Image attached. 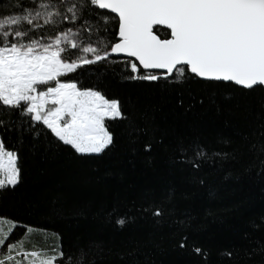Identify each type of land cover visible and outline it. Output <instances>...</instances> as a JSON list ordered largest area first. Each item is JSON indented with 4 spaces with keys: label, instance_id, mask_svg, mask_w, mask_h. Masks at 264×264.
<instances>
[{
    "label": "trees",
    "instance_id": "1",
    "mask_svg": "<svg viewBox=\"0 0 264 264\" xmlns=\"http://www.w3.org/2000/svg\"><path fill=\"white\" fill-rule=\"evenodd\" d=\"M13 2L0 0V14ZM125 60L68 74L121 103L124 119L105 121L114 143L104 153L82 156L0 105L14 122L0 138L21 169L15 188L0 189L6 243L25 239L14 257L55 249L70 264H264V89L132 80Z\"/></svg>",
    "mask_w": 264,
    "mask_h": 264
},
{
    "label": "snow or ice",
    "instance_id": "2",
    "mask_svg": "<svg viewBox=\"0 0 264 264\" xmlns=\"http://www.w3.org/2000/svg\"><path fill=\"white\" fill-rule=\"evenodd\" d=\"M46 26H52L47 29L51 34H41ZM114 54L126 55L123 63L132 80L170 81L174 87L193 80L229 82L239 91L264 89V0H14L7 14H0V105L22 122L27 117L29 128L32 122L46 126L82 156L104 153L114 143L105 121L124 119L121 103L81 88L68 74ZM10 123L0 118V126ZM195 154L206 156L202 148ZM18 160L0 138V189L20 183ZM5 219L0 218V264H23L27 257L32 258L27 264L72 261L55 249L52 255L20 252L17 260L13 253L25 239L6 243ZM116 223L124 226L128 217ZM194 251L206 256L200 248Z\"/></svg>",
    "mask_w": 264,
    "mask_h": 264
},
{
    "label": "water",
    "instance_id": "3",
    "mask_svg": "<svg viewBox=\"0 0 264 264\" xmlns=\"http://www.w3.org/2000/svg\"><path fill=\"white\" fill-rule=\"evenodd\" d=\"M105 11L109 12V10H105ZM112 14L115 16L114 13H112ZM113 56H115L117 58H126L127 59L126 55H124V54H114Z\"/></svg>",
    "mask_w": 264,
    "mask_h": 264
},
{
    "label": "rangeland",
    "instance_id": "4",
    "mask_svg": "<svg viewBox=\"0 0 264 264\" xmlns=\"http://www.w3.org/2000/svg\"><path fill=\"white\" fill-rule=\"evenodd\" d=\"M79 55H83V53L82 52H79ZM88 56H89V58H92L91 57V54H88ZM47 254L50 255L49 252H47ZM30 259H32V258L31 257H27V261L30 260ZM26 264H27V262H26Z\"/></svg>",
    "mask_w": 264,
    "mask_h": 264
}]
</instances>
